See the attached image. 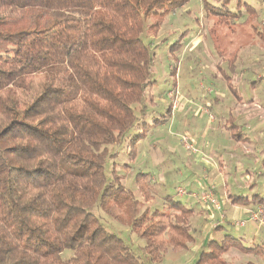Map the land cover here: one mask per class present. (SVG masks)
I'll use <instances>...</instances> for the list:
<instances>
[{
  "label": "trees",
  "instance_id": "1",
  "mask_svg": "<svg viewBox=\"0 0 264 264\" xmlns=\"http://www.w3.org/2000/svg\"><path fill=\"white\" fill-rule=\"evenodd\" d=\"M190 1L0 0V264H141L91 208L144 240L151 263L194 242L192 208L168 199L162 211H142L134 191L113 172L108 181L105 167L109 148L146 117L134 108L145 107L153 83L146 20L156 18L155 34L158 21ZM228 3L203 7L219 22L235 21L240 10ZM143 126L127 140L130 163L147 136ZM145 176L135 183L147 202ZM231 248L246 255L258 247L225 235L210 240L195 264H229Z\"/></svg>",
  "mask_w": 264,
  "mask_h": 264
},
{
  "label": "rangeland",
  "instance_id": "2",
  "mask_svg": "<svg viewBox=\"0 0 264 264\" xmlns=\"http://www.w3.org/2000/svg\"><path fill=\"white\" fill-rule=\"evenodd\" d=\"M205 1L214 6H220L219 4L223 2V0H192L181 9L167 15L161 23L158 21L160 28L155 34L149 25L154 24L156 18L146 20V29H148L143 34L142 40L154 52L150 76L153 83L146 91L145 107L134 106L137 118L143 113L146 117L140 118L122 142L109 148L112 157L107 159L105 166L108 181L113 179L112 172L117 175L120 184L134 191L138 200L142 201V211L145 208H149L150 211H162L168 199L185 202L187 198L185 195L190 191L189 189L194 190V193L200 192L201 197L210 186H214L212 181H214L215 163L211 153H207L211 149L209 145L212 143L211 132L210 130L205 132L204 128L216 125L217 120L211 122L214 120L213 114H216V108L212 106L202 111L205 109L202 104L209 100L211 103L215 93H225L231 98H234L236 93L245 96L244 85L247 79L243 67L249 63L254 64L258 76L264 74V36L262 35L264 1L240 0L238 3L237 0H229L228 8L239 9L240 16L235 21L229 19L227 22H219L217 17L205 12L203 7ZM241 2H250L256 9V15H248ZM252 59L257 61H250ZM240 68L243 70L238 73ZM161 117H165L164 122L155 127L152 120H159ZM143 124L149 125L148 133L146 138L138 143L135 161L130 163L127 140L139 134L144 127ZM125 164L127 167H123ZM141 173L146 175L144 182L148 186L147 202L135 183V176ZM188 179H191L189 184L186 183ZM179 190L187 193L180 194ZM200 197H194L199 199L200 203L193 206L198 209H194V216L190 219L194 242L188 245L187 250L180 253L169 251L158 263L150 262L142 250L145 241L137 238L136 234L126 226L118 225L98 208H91L89 212L107 231L122 239L141 264H195L201 249H206V244L213 240V232L218 231L216 222L221 221L222 215L224 216L223 196L216 198V201L220 202L219 212L203 210L202 214L203 206L212 207L209 204L203 205L205 203ZM246 197L251 198L248 195L243 196ZM245 218L246 216H243L242 219ZM239 231L232 229L229 232L235 236ZM206 232L212 236H208L204 246H201L198 241ZM225 233L222 231L220 235L223 236ZM256 244H258L256 253L245 255L231 248L224 255V259L229 264L248 262L264 264V248L261 244ZM67 256L64 254L65 258Z\"/></svg>",
  "mask_w": 264,
  "mask_h": 264
},
{
  "label": "crops",
  "instance_id": "3",
  "mask_svg": "<svg viewBox=\"0 0 264 264\" xmlns=\"http://www.w3.org/2000/svg\"><path fill=\"white\" fill-rule=\"evenodd\" d=\"M247 4L256 11L250 2ZM250 61L257 60L252 59ZM253 65V63H249L243 67L246 73L245 79H247V83L244 85L246 86L245 96L242 97L236 93L234 98H231L225 93H215L211 103L209 100L202 104L205 106L202 111L212 108V106L216 108V114H213L214 120H210L211 122L217 120L216 125L204 128V131L210 130L212 138V143L209 144L211 149L207 152L211 153L215 163L214 181H212L215 188L210 186L212 187V195L215 200L221 196L223 199L225 198L222 201L224 216L222 215L221 221L216 222L218 223V231L213 232V240L219 242L223 240L225 235H231L249 248L254 247L256 243L261 244L264 248V210L257 223H248L242 228L233 227L230 224L233 222L234 225L236 220L247 216V213L264 206V203L257 204L256 199L257 197L264 198V79L262 78L263 75H257L258 70ZM243 68L238 69V73ZM208 169L210 170L209 167ZM189 182L191 179H188L186 183L189 184ZM189 190L185 195L187 196L186 201L182 203L188 206L191 204L192 207L190 208L197 210L198 208H193V206L200 203V200L197 199L200 197V192L194 193V190ZM203 190L205 189L203 188ZM247 190L249 193H245ZM261 193L263 195H260ZM240 195H248L251 198H244V200L246 199L244 202L243 196ZM195 196L197 198H194ZM218 204L220 208V202ZM203 210L215 211L213 207L205 208L203 206L201 214ZM232 229L242 231L235 233L234 236L229 232ZM222 231L226 232L223 236L220 235ZM208 236H212V234L206 232L202 235L198 241L201 246H204V241ZM257 246L258 244L255 248Z\"/></svg>",
  "mask_w": 264,
  "mask_h": 264
},
{
  "label": "built area",
  "instance_id": "4",
  "mask_svg": "<svg viewBox=\"0 0 264 264\" xmlns=\"http://www.w3.org/2000/svg\"><path fill=\"white\" fill-rule=\"evenodd\" d=\"M262 78L264 79V74H263ZM185 141H186V139H185ZM187 147H189V145H187ZM179 191H180L179 192L180 194H184V193L186 194L187 193L185 190H184L185 191L184 193L181 190H179ZM200 199L205 204L211 205L216 211H219V209H220L219 204L212 195V187H209L204 192V194L200 197ZM263 210H264V206L260 207L256 212H250L249 214H247L245 219L236 220L234 222V226L242 228V227H245L248 223H257L263 214Z\"/></svg>",
  "mask_w": 264,
  "mask_h": 264
}]
</instances>
